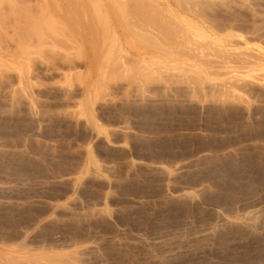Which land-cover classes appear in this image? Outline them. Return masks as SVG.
I'll list each match as a JSON object with an SVG mask.
<instances>
[{
    "label": "rangeland",
    "instance_id": "obj_1",
    "mask_svg": "<svg viewBox=\"0 0 264 264\" xmlns=\"http://www.w3.org/2000/svg\"><path fill=\"white\" fill-rule=\"evenodd\" d=\"M0 264H264V0H0Z\"/></svg>",
    "mask_w": 264,
    "mask_h": 264
}]
</instances>
